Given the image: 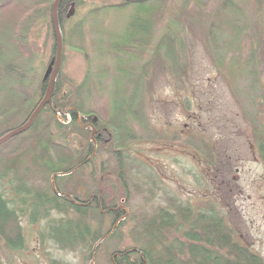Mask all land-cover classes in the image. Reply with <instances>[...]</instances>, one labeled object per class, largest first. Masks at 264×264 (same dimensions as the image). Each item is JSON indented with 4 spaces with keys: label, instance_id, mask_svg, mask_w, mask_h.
Listing matches in <instances>:
<instances>
[{
    "label": "rangeland",
    "instance_id": "374dc122",
    "mask_svg": "<svg viewBox=\"0 0 264 264\" xmlns=\"http://www.w3.org/2000/svg\"><path fill=\"white\" fill-rule=\"evenodd\" d=\"M230 1L153 0L155 9L149 12L133 3L104 8L120 0H84L75 6L61 31L59 72L66 79L65 89L74 91L75 84L69 81L81 83L89 74V86L82 94L85 110L106 121L116 109L129 106L137 91L135 83L140 85L134 102L141 104L149 129L127 117L135 135L129 159L136 163L122 178L109 147L97 149L96 144L95 159L74 179L78 194L89 198L100 192L107 204L118 205L126 214L114 224L113 215H105L104 231L111 229L115 236L109 238L110 233L97 241L92 258L87 247L59 248L47 236V220L31 224L24 217L26 246L8 251L0 240L3 263L113 264L112 252L139 244L138 225L160 208L178 211L181 204L197 212L211 203L223 209L236 239L264 257V161L252 143L251 120L264 128V7L259 0H234L243 11L237 17L226 5ZM150 12L147 35L144 29ZM49 20L37 22L29 36L35 57L27 78L32 96H39V83L57 51ZM168 35L173 38L172 57L166 46L159 48ZM253 57L259 74L255 89L250 72ZM176 65L180 72L175 71ZM35 101L31 97V106ZM26 111L7 113L10 117L0 120V136L17 127ZM51 133L70 147L87 143L81 135H63L55 123ZM23 134L0 145V161L22 146L32 131ZM208 147L214 165L207 161ZM34 173V183L48 187L52 178ZM11 176L3 180L9 189L17 185V181L10 183ZM64 184L69 186V182ZM93 210L87 211V218L96 226L90 216ZM52 215L72 217L76 213L70 208Z\"/></svg>",
    "mask_w": 264,
    "mask_h": 264
},
{
    "label": "trees",
    "instance_id": "16d2710c",
    "mask_svg": "<svg viewBox=\"0 0 264 264\" xmlns=\"http://www.w3.org/2000/svg\"><path fill=\"white\" fill-rule=\"evenodd\" d=\"M53 1L0 0V120L10 117L7 113L16 114L27 110L18 125L25 123L47 90L48 80L39 83V90L36 91L39 96H32L31 91L28 90L31 87L29 82L31 80L28 81L27 78L34 69L35 59L29 36L37 22L50 18ZM152 1L120 0L118 4L106 5L104 8H124L133 3L148 8L149 12L150 8L155 9L150 3ZM72 2H75L76 6L82 5L84 0L60 2L58 14L62 26ZM259 2L264 7V0ZM226 5L237 17L243 16V11L236 1L232 0ZM151 13L147 17L148 24L144 29L147 35L150 34ZM49 24L51 25L50 21ZM51 28L53 31L52 25ZM164 46L168 49L167 54L172 57L173 38L169 35L159 44L161 49ZM174 62L177 64L176 60ZM250 63L253 77L251 87L255 89L259 82V74L254 64V57L251 58ZM148 64L150 62L144 64L143 70ZM175 71L180 72L177 65ZM141 74L144 75L143 71ZM64 80L65 77L59 72L52 93V104L46 105L33 125L24 132L32 131L31 137L0 161V240L8 251L23 249L26 246L23 218H29L31 224L44 219L47 220V236L59 248L83 250L87 247L90 250L89 258H92L93 245L112 232L111 229L104 231L105 215H113L114 224L125 216L126 210L116 208L118 205L114 203L107 204L104 195L100 192L94 198V205L75 203L73 199L89 203V198L76 192L78 186L74 179L79 176V171L87 165L89 159L90 162L95 159L96 144L97 149L103 145L109 147L106 149L113 153L118 161L119 176L125 178V172L128 173L129 168L131 169L136 163L129 159L132 155L130 144L134 142L135 135L127 117L136 119L146 129H149V125L142 114L141 104L134 102L139 84L135 83L137 91L129 106L126 109H116L111 118L104 121L84 107L82 94L89 86V74L81 83L69 81L75 84L74 91L65 89ZM73 94L74 99L71 98ZM31 97L36 100L32 106ZM251 120L254 123L252 143L264 161V128L263 125H257L255 119ZM53 123L63 135L75 133L81 135L87 143L81 148H76L56 141L51 133ZM94 129L95 133H93ZM18 136L1 145H6ZM206 157L211 165L215 164L210 147L207 148ZM34 171L40 172L38 174H47L51 178L54 174L61 173L56 174L54 182L57 191L63 195L54 192L51 182L46 188L35 184L34 179L37 176ZM11 174L10 183L14 184L17 181V185L9 189L3 180ZM64 182H69L67 188ZM65 193L73 199L66 197ZM211 204L207 211L202 209L197 212L193 207L181 204L176 207L178 211L160 208L149 216V219L143 220V223L138 225L139 244L114 250L111 256L112 263L264 264V257L249 245L236 239V231L223 209H216L215 204ZM70 208L75 210L76 216L53 217L52 215L53 211L63 213L68 212ZM89 209L91 211L94 209L93 215L90 216L97 222L96 226L87 218ZM176 234H180V237L176 238ZM114 236L115 232L111 233L109 238ZM0 264L5 263L0 259Z\"/></svg>",
    "mask_w": 264,
    "mask_h": 264
},
{
    "label": "water",
    "instance_id": "95a60500",
    "mask_svg": "<svg viewBox=\"0 0 264 264\" xmlns=\"http://www.w3.org/2000/svg\"><path fill=\"white\" fill-rule=\"evenodd\" d=\"M61 1L62 0H54L53 5H52L53 31H54V36L56 37V40H57V51H56L55 57L52 59L50 65L47 68L45 75L43 77V81L48 80L47 90H46L44 96L42 97V99L40 100V102L38 103V105L36 106V108L33 110L31 115L29 116L28 120L25 123L11 129V131H9L3 137H0V145L5 143L6 141L10 140L14 136L27 131L33 125V123L37 119L38 115L43 110V108L48 104L49 105L52 104V93H53V89H54V84H55L57 75L60 71V67H61V63H62V57H63V41H62V37H61V24H60V21L58 18V7H59V4ZM74 10H75V2H72L71 8H70L67 16L70 17L71 15H73ZM93 133H95V129H94ZM56 174H61V173H56ZM56 174H54L52 177V187H53L54 191H57L56 186H55V182H54V180H55L54 178H55ZM59 195H63V193H59ZM66 195L68 198H71L68 194H66ZM75 203L83 204L82 202H80L78 200H75ZM107 236L108 235H105L103 238L99 239L97 244L99 242L103 241ZM97 244H96V246H97ZM96 246L93 248V252H95ZM93 263H94V261H92V264Z\"/></svg>",
    "mask_w": 264,
    "mask_h": 264
},
{
    "label": "flooded vegetation",
    "instance_id": "af4514ba",
    "mask_svg": "<svg viewBox=\"0 0 264 264\" xmlns=\"http://www.w3.org/2000/svg\"><path fill=\"white\" fill-rule=\"evenodd\" d=\"M1 67V66H0ZM89 163H92V162H90V159L87 161V164H89ZM82 170V169H81ZM68 173H70V172H68ZM54 192H57L58 194L59 193H61V192H58V191H54ZM65 194H68V193H65ZM60 196H62V195H60ZM97 196V193H92L91 195H90V197H89V203L88 202H82L83 203V205H94V198ZM66 197H67V195H66ZM98 198V197H97ZM71 199H73V198H71ZM75 200L76 199H73V201L75 202Z\"/></svg>",
    "mask_w": 264,
    "mask_h": 264
},
{
    "label": "bare ground",
    "instance_id": "6f19581e",
    "mask_svg": "<svg viewBox=\"0 0 264 264\" xmlns=\"http://www.w3.org/2000/svg\"><path fill=\"white\" fill-rule=\"evenodd\" d=\"M68 17V16H67ZM58 18H59V14H58ZM50 23H51V25L53 26V21H52V14H51V16H50ZM59 21H60V24H61V20H60V18H59ZM61 31H62V25H61ZM53 34H54V31H53ZM9 131H11V129L10 130H8V131H6L5 133H3L2 135H1V137H3L4 135H6ZM18 135H21V134H18ZM18 135H16V136H18ZM15 137V136H14ZM13 137V138H14Z\"/></svg>",
    "mask_w": 264,
    "mask_h": 264
}]
</instances>
